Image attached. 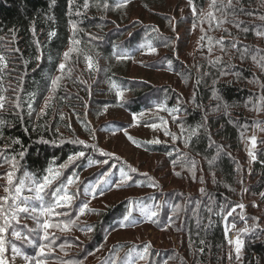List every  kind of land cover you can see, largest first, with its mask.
<instances>
[{
  "label": "trees",
  "instance_id": "16d2710c",
  "mask_svg": "<svg viewBox=\"0 0 264 264\" xmlns=\"http://www.w3.org/2000/svg\"><path fill=\"white\" fill-rule=\"evenodd\" d=\"M138 1L151 20L130 17L128 7ZM191 5L205 10L199 15H206L207 24L195 54L186 56L187 38L178 30L185 26L186 31L193 21L177 9L165 11V0H0V226L6 229L0 233L5 249L0 257L5 264L28 258L35 264H228L236 224L249 229L241 258L231 257V264H264V137L254 159L243 165L240 158L246 135L259 123L264 127V36L257 35L264 33V0H215L214 5L191 0ZM152 48L162 53L148 57ZM142 56H147L146 75L129 76L130 62ZM107 108L122 109L137 124L176 137L177 149L171 141L131 138L144 148L141 154L160 158L158 169L141 170L140 162L101 143L98 132L129 127L122 116L104 119ZM146 111L153 114L143 115ZM171 116L173 125L166 123ZM77 140L84 143H73ZM80 152L85 155L69 161ZM159 169H170L169 179L179 187L166 189L168 173L158 176ZM45 176L51 183L37 198L35 188ZM15 186L28 189L29 196L18 203ZM57 189L71 202L57 206ZM115 192L127 196L91 206ZM23 207L28 212L18 211ZM156 210L161 214L154 224L157 216H149ZM38 217L59 225L49 227L46 239L25 221ZM66 223L69 229L62 230ZM150 223L174 224L175 245L163 250L145 240L106 242L117 229Z\"/></svg>",
  "mask_w": 264,
  "mask_h": 264
},
{
  "label": "rangeland",
  "instance_id": "374dc122",
  "mask_svg": "<svg viewBox=\"0 0 264 264\" xmlns=\"http://www.w3.org/2000/svg\"><path fill=\"white\" fill-rule=\"evenodd\" d=\"M166 1V5L167 7H165V11H173L174 9L178 10L179 14H186L187 16H190L191 20L193 21L191 25H189L188 29H186V31H183L182 29H184L185 26H183V28L181 29V31L178 30V34H180L181 36H184L187 38V42H188V50H186V52L189 55L186 56H192L195 54V49L196 46L198 44V38L199 36H201L204 32V30L206 29V24H207V17L205 14L199 15L200 12L204 13V11H197V9L192 6L191 4H187V5H182V4H178L177 1L178 0H165ZM130 10V17H140L142 15L143 19H148L151 20V17H148V15L142 10L141 7V2H135L132 5H130L128 7ZM193 8L195 9V11L193 10ZM176 10V12H177ZM207 10V9H206ZM147 16V17H146ZM178 25H175L174 23H172L171 27H177ZM209 29V28H208ZM217 35H220V32L216 31ZM213 34V33H212ZM160 53H162V51L159 52H153L152 54H146L148 55V57L150 56H159ZM184 57V55H183ZM147 58V56H142L141 59L139 60H135V61H131L129 64V67L127 68L126 73L129 76H134V75H146V71L142 69V61ZM155 76H157L158 78H165V76H162L160 74L155 73ZM165 75V74H163ZM167 76V75H166ZM149 114H153L152 113H148V111H146L145 113H143V115H149ZM142 115V116H143ZM122 116V117H121ZM103 117L106 118H117V117H121L124 120H126L129 123V127L127 128V131L125 132H118V133H109V134H104V133H99L100 139H101V143L106 147L109 148V150L111 152H117L119 153L121 156L125 157V158H129L133 161H137L140 162L139 163V167L141 168V170H144L145 172L148 171H154L156 167L159 168V160L160 158L157 157H146L144 154H141L140 152H143L144 148H139L134 142H132L129 137L134 138V137H140L142 138V140H146V141H171L172 144L175 143V148L174 150L177 149V138L174 136H166L160 128L158 127H153V125L150 124H142L139 125L136 123V118H133L130 116V113L123 111L122 109H115V108H107L103 111ZM172 116L168 117L166 120V123H168L169 125H173V121H172ZM103 119V120H104ZM94 121L91 120V123H93ZM175 123V122H174ZM94 131L97 132L98 129L97 127L94 128ZM253 137H255V142H253ZM264 137V127H262V125L259 123L257 124L256 128L254 130H252L251 132H249L248 135H246V137L243 140L242 143V150H241V155L240 158L243 161L244 159V164H247L246 160H252L255 158V150L258 149L260 146L263 145V142L261 144L260 141H258L260 138ZM182 149V146H181ZM144 156V157H143ZM254 157V158H253ZM250 167V166H249ZM156 168V169H158ZM160 170V169H159ZM170 169L168 171H166L168 173V179H166V183L167 186L166 189H170L171 187H179V185L175 182H173L172 180H170L169 178L171 177V172H169ZM192 171V170H191ZM165 171L160 170L157 175L160 176L161 174H163ZM165 172V173H166ZM151 173V172H150ZM154 175V179L156 180L158 178V176L154 173H151V175ZM167 175V174H166ZM7 179V177L5 178V180ZM150 180V179H149ZM24 186L20 187L21 191L19 194L16 193V191L14 192V202L18 203V201L21 198H25V196H29V195H24L27 194L28 189L23 188ZM17 188V186H15L14 190ZM126 193L122 194L120 192H115L113 194H110L108 197L106 198H102L100 200H96V201H92L93 204L95 205H91V206H95V207H102L105 206L107 203L112 202L113 198L115 199V197H124L127 196L125 195ZM119 197V198H120ZM177 208L175 209V212L173 213L176 216V211ZM161 211L156 210V215L157 218L154 222V224H156L158 222V220L160 221V216ZM39 218V217H38ZM26 218V223L31 226L32 228H34L36 230V232H39L40 234V238H45V235L47 234V237L49 236V234L52 232V230L50 228L45 229L43 227L44 223H45V219L44 220H40V218ZM177 218V216H176ZM47 221V220H46ZM177 221V219H176ZM175 221V222H176ZM239 220L235 221L236 223ZM48 223V222H47ZM154 224L150 223V224H146V225H140L138 226L136 229L130 230L128 228H120L117 229L115 232L110 233L107 238H106V242L109 243L110 242H114L116 240H133V241H147L150 244H153V246L155 248H161V249H165L171 245H175L176 243V238H177V234L175 231V225H166L165 223H163L164 225L162 226H154ZM249 227L246 225H239L236 224V226H233L232 228V235H229V250H228V256H229V260H228V264H231V257H235L236 259L241 258V253H242V242L244 241V237H243V233L248 230ZM237 241H239V247H240V251L237 252ZM106 250V249H105ZM39 251H41V248L39 249ZM15 258V256H14ZM21 263L18 264H35V260L34 259H24L21 260Z\"/></svg>",
  "mask_w": 264,
  "mask_h": 264
},
{
  "label": "snow or ice",
  "instance_id": "6c2138e0",
  "mask_svg": "<svg viewBox=\"0 0 264 264\" xmlns=\"http://www.w3.org/2000/svg\"><path fill=\"white\" fill-rule=\"evenodd\" d=\"M189 2H190V4H191V0H189ZM229 3H231V0H229ZM214 4H215V0H213V5H214ZM193 10L195 11L194 8H193ZM51 35H54V33L51 34ZM257 35H259V36H264V33L257 32ZM150 50L153 51V52L155 51L154 48H152V49H150ZM64 55H65V57H67L68 53H65ZM119 58H121V57H118V59H119ZM253 59H255V57H253ZM0 60H3V57H2V56H0ZM89 67H91V64H89ZM64 68H65V65H64L63 63H61V64L59 65V69H60L61 71H63ZM60 79H61L60 76H57V77H55V78L52 79L53 91H55L56 86H58V81H59ZM2 106H3V105L0 104V107H2ZM153 127H155V125H153ZM129 139H131V137H129ZM252 139H253V142H255V137H253ZM73 143H81V144H83L84 142H83V141H79V140H77V141H73ZM84 155H85L84 152H80V153L76 154V157H72V156H70V157H69V161H72L73 159H75V158H77V157H83ZM104 155H110V154H108V153H104ZM253 158H254V157H253ZM94 163H99V162H94ZM103 163L107 164L108 161L105 160V161H103ZM132 171H136V170H135V169H132ZM56 175H59V173H56ZM177 175H178V173H177ZM122 176H123V179H131V177L127 176L126 174H123V173H122ZM52 178L54 179L55 177L53 176ZM77 179H78V178H77ZM8 183H9V184L12 183V173H8ZM21 183H23V182H21ZM50 183H51V179H50L48 176H45V177H44V181H43V183L38 184V185L36 186L35 191H36V193H37V198H40L39 194H40V193L44 190V188H46ZM72 183H73V180L70 178V179L68 180V184L71 185ZM119 186H120V184H117V187H119ZM151 186L155 187V184L153 183ZM63 190L66 192V188L63 189ZM5 191H8V189L6 188ZM15 191H16L17 194H19L20 191H21L20 187H17V188L15 189ZM60 191H61V189H57V190H56V193H53L54 196H57V201H56L57 206L60 205V202H61V201H63V202H67V203H70L71 200H72V197L69 196V195H67V194H65V195H63V196H59L58 194H59ZM93 191L95 192V189H93ZM202 191H203V190H202ZM100 194L102 195L103 192L101 191ZM2 199H5V200H6L7 197H3ZM239 207H243V205H239ZM87 208H88V205H87V203H85V204L83 205V207H81V209H80V213L82 214V213L85 211V209H87ZM2 210H3V206L0 205V211H2ZM18 211H19V212H28V208H27V207L19 208ZM33 211H35V209H33ZM47 211L51 212L52 209H48ZM142 211H143V210H142ZM147 214H148V213L145 211V215H147ZM130 215H131V210H129V214H128V215H125V216L123 217V221L121 222V226H122V227H123V226H126L125 222H128V221H129ZM155 215H156V213H155V212H152L151 215L149 216V219H151V217H152V216H155ZM13 218H14V217H13ZM69 223H74V221H70ZM50 226L59 227V225H49L47 222H45L44 225H43V227H44L45 229L49 228ZM68 229H69V224H67V223L64 224V228H63L62 230H68ZM5 230H6V229H5L4 226H0V233L5 232ZM87 230H88V231H91L92 229H91V228H88ZM13 234H14V235H17V236L20 235L19 233H13ZM46 238H47V234L45 235V239H46ZM14 250H15V249H14ZM4 251H5V249H4L3 237L0 236V254H2ZM239 251H240L239 241H237V252H239ZM41 252H43V245H41ZM140 258L143 259V258H144L143 255H141ZM0 264H5V261H4V259H3L2 257H0Z\"/></svg>",
  "mask_w": 264,
  "mask_h": 264
}]
</instances>
